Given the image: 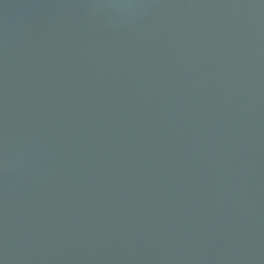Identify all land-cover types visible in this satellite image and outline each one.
<instances>
[{
  "label": "water",
  "instance_id": "1",
  "mask_svg": "<svg viewBox=\"0 0 264 264\" xmlns=\"http://www.w3.org/2000/svg\"><path fill=\"white\" fill-rule=\"evenodd\" d=\"M0 264H264V0H0Z\"/></svg>",
  "mask_w": 264,
  "mask_h": 264
}]
</instances>
